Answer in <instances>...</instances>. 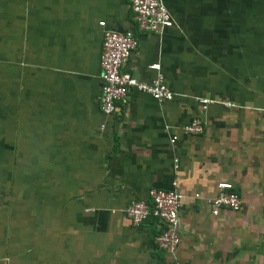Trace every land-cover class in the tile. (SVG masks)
I'll return each instance as SVG.
<instances>
[{
    "label": "crops",
    "instance_id": "crops-1",
    "mask_svg": "<svg viewBox=\"0 0 264 264\" xmlns=\"http://www.w3.org/2000/svg\"><path fill=\"white\" fill-rule=\"evenodd\" d=\"M163 1L173 25L134 31L122 70L158 63L174 96L131 90L106 117L103 29H135L129 0H0V264H174L159 222L124 214L174 180L181 263L264 264V0ZM192 117L204 132L170 144ZM221 181L242 205L213 217Z\"/></svg>",
    "mask_w": 264,
    "mask_h": 264
},
{
    "label": "built area",
    "instance_id": "built-area-1",
    "mask_svg": "<svg viewBox=\"0 0 264 264\" xmlns=\"http://www.w3.org/2000/svg\"><path fill=\"white\" fill-rule=\"evenodd\" d=\"M134 30L115 31L103 29L100 53L101 87L99 94V108L101 113L109 117L117 110V103H124L131 90L142 92L150 96L158 104L170 101L174 93L167 86L158 63L151 64L149 69L154 76L149 81L134 78L122 69L131 54L138 48L139 33L160 34L173 25V19L163 0H129ZM101 27L105 26L100 22ZM202 108L211 103L210 100L200 99ZM225 106L230 102L221 101ZM101 128L104 124H101ZM205 125L199 117H192L189 121L177 127V132L170 135L169 143L175 144L179 135L194 136L204 132ZM165 130H169L165 127ZM177 168V160H174ZM182 195L177 190V181L171 183L170 189L152 188L145 200H130L124 209L125 217L133 224L139 225L149 218L159 222V231L154 236V244L165 254L172 257L174 264H183L177 258V251L181 242L179 234V210ZM213 217L221 211H237L242 205V199L232 183L218 182L215 194L205 199Z\"/></svg>",
    "mask_w": 264,
    "mask_h": 264
}]
</instances>
